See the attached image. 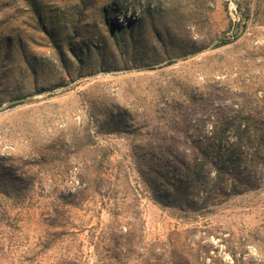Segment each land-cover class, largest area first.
Here are the masks:
<instances>
[{"label":"rangeland","instance_id":"374dc122","mask_svg":"<svg viewBox=\"0 0 264 264\" xmlns=\"http://www.w3.org/2000/svg\"><path fill=\"white\" fill-rule=\"evenodd\" d=\"M261 89L264 0H0V264H114L130 222L143 243L180 232L203 264H264V164L189 213L142 173Z\"/></svg>","mask_w":264,"mask_h":264},{"label":"trees","instance_id":"16d2710c","mask_svg":"<svg viewBox=\"0 0 264 264\" xmlns=\"http://www.w3.org/2000/svg\"><path fill=\"white\" fill-rule=\"evenodd\" d=\"M128 27L132 29V23ZM121 28L124 30L126 26ZM126 33L133 37L132 44L137 41L132 31ZM261 91H253V97L245 96L237 102L234 112L214 121L204 135L194 136L190 140L194 146L191 157L177 158L175 164H159L154 170L142 171L145 183L154 186V199L189 213L257 186L253 180L254 167L264 164V89ZM0 192L9 195L12 189L4 186ZM56 223L53 219L51 224ZM111 236L115 244L114 264H203L199 260L203 257L200 244L193 246V242L187 237L182 239L176 230L165 240L143 243V235L130 222L112 231ZM228 251L231 262L212 264H243L234 249ZM59 264L76 262L65 260Z\"/></svg>","mask_w":264,"mask_h":264}]
</instances>
